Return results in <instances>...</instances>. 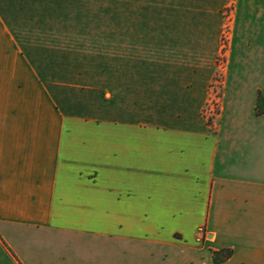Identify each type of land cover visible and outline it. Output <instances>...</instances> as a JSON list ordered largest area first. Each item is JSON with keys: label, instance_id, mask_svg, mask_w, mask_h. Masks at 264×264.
<instances>
[{"label": "crops", "instance_id": "1", "mask_svg": "<svg viewBox=\"0 0 264 264\" xmlns=\"http://www.w3.org/2000/svg\"><path fill=\"white\" fill-rule=\"evenodd\" d=\"M52 1L75 16L0 0V264H151L136 251L178 246L213 264L230 202L262 252L242 264H264V0H233L213 126L200 116L207 83L186 63L172 81L168 67L114 68L110 98L83 84V0ZM106 25L110 56L130 57L137 23ZM229 79L250 91L227 101Z\"/></svg>", "mask_w": 264, "mask_h": 264}, {"label": "rangeland", "instance_id": "2", "mask_svg": "<svg viewBox=\"0 0 264 264\" xmlns=\"http://www.w3.org/2000/svg\"><path fill=\"white\" fill-rule=\"evenodd\" d=\"M53 3L52 0H45V9H40V17L75 16L73 4L63 6ZM232 9L233 0H83V20L89 23L84 56L83 59L78 58V62H83V84L101 87V93L110 98L114 68L122 71L125 67L149 66L152 72L155 70L158 73L160 67H168V80L172 81L177 71L175 68L186 63L199 73L201 82L207 83L200 116L206 125L213 126L223 108L224 64L225 53L229 48ZM113 17L121 20L130 18L137 23L129 26L135 29V32L129 33L130 36L134 35V38L131 37V48H127L134 50L130 51V57L110 56L112 26L106 23ZM127 28L123 25L119 27L121 30ZM49 34L46 30L43 39L50 40ZM143 50L146 56L140 55ZM69 58V61H75V58ZM246 91H241L229 79L226 100H233L236 93ZM242 99L247 101L246 96ZM231 179L235 180V175ZM228 205L233 209V214L223 216L225 225L217 227L216 246L219 250L212 256L213 264L255 262L262 255L254 231L251 233L248 229L254 230L255 222L237 214L238 202H230ZM142 253H151V264H160L159 258L163 255H166V264H205L200 258L207 256L206 253L189 256L188 251L180 246L139 249L135 256L137 260Z\"/></svg>", "mask_w": 264, "mask_h": 264}]
</instances>
